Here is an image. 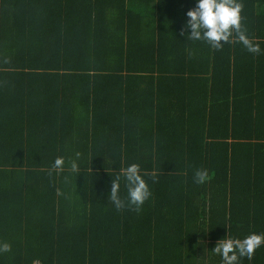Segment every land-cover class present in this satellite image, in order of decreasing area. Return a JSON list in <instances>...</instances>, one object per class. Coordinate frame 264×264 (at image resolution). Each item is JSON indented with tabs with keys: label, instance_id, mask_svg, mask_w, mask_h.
Segmentation results:
<instances>
[{
	"label": "trees",
	"instance_id": "trees-1",
	"mask_svg": "<svg viewBox=\"0 0 264 264\" xmlns=\"http://www.w3.org/2000/svg\"><path fill=\"white\" fill-rule=\"evenodd\" d=\"M240 2L258 54L187 37L196 0H0V264H221L264 233V0ZM133 163L152 195L116 210Z\"/></svg>",
	"mask_w": 264,
	"mask_h": 264
},
{
	"label": "clouds",
	"instance_id": "clouds-1",
	"mask_svg": "<svg viewBox=\"0 0 264 264\" xmlns=\"http://www.w3.org/2000/svg\"><path fill=\"white\" fill-rule=\"evenodd\" d=\"M242 7L240 0H196L195 8L186 13L188 18L186 24L190 30L187 37L194 41L203 40L210 48L217 51L221 50L224 44H230L235 40L249 53L258 54L261 51L259 45L249 38L243 27ZM63 164V157H58L53 167L61 169ZM76 168L77 165L73 162V171ZM121 177L127 189L124 197L120 194ZM194 178L196 183L206 182L207 171L195 170ZM151 195L149 185L141 174L140 166L133 163L121 168L115 179H112L108 198L116 210L129 208L138 212ZM261 246H264V233L253 232L242 239L226 236L218 241L211 252L219 255L221 264H241L244 258L250 261ZM10 250L9 243L0 241V255Z\"/></svg>",
	"mask_w": 264,
	"mask_h": 264
}]
</instances>
